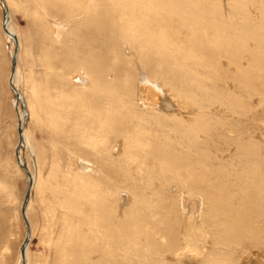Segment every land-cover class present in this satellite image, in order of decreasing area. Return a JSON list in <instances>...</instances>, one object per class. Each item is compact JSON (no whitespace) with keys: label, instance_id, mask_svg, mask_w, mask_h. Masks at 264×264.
I'll return each mask as SVG.
<instances>
[{"label":"rangeland","instance_id":"rangeland-1","mask_svg":"<svg viewBox=\"0 0 264 264\" xmlns=\"http://www.w3.org/2000/svg\"><path fill=\"white\" fill-rule=\"evenodd\" d=\"M5 1L6 4L3 0H0V264H22L20 258L21 246L28 233V226L22 215V207L29 192L31 180L20 161L26 163L28 170L36 175L37 180L34 187L30 190V199L27 204V219L32 229L26 258L27 264H63L61 260L65 262L64 264H75L77 262V264H91L90 262L93 261L92 264H95V262L96 264H100L101 261L103 264H157L150 258V255L146 254L149 251H146V249H148V245H154V247L157 245L159 248V243H155L150 238H147V235L144 234V231L147 229L142 233L135 230V234L131 235L129 232V222L131 219L125 216L126 211L132 210L135 198L140 200L143 197L142 195H147L146 197H148L149 202L153 203L152 205L156 203L161 205L160 208L163 211L161 215L166 216L159 220H162L163 224L161 223L162 226L160 225V228L163 227L162 229H165L164 233L166 235L165 238L160 239L161 244L165 245L162 248L165 250L169 249L168 253H164L167 264H201L202 262V264H264V235H262L264 234V225L262 224L264 223V210L261 209L262 205L264 207V200L260 201L255 197L254 200L250 194V196H247L249 193L248 187L245 186L247 182L242 183L248 181L252 184L253 180H255L254 184L256 182L258 184L259 181H264V0H213V2L212 0H136L137 3L134 0H93L92 2L95 3H88V0L86 2L85 0H73V2L69 0L71 4L68 0ZM58 1H61V4ZM38 2H41V5ZM171 2H173V6ZM192 2L193 4L196 2L198 5H193L191 4ZM163 3L164 5L166 4L165 7ZM167 4L170 6L166 9L168 7ZM131 5L149 12L150 19L146 18L143 22L142 20L139 21V25H144V29L138 24L132 26L123 21L121 9L127 10V7ZM178 6H183L182 10ZM85 7L88 8L85 9ZM171 8L174 11L171 12ZM209 8L213 10H208ZM165 9L168 11L166 12ZM7 11L10 14L9 25L17 34L18 44L4 31L3 21ZM181 11H183V14ZM155 12L157 13L155 14ZM213 12L216 14L214 15ZM155 15L161 20L160 22L159 20L157 21L156 17L155 22L151 21V16ZM210 15L212 17H209ZM68 16L70 19H66L69 18ZM178 18H181L182 21H178ZM202 18L205 19L206 23ZM174 20L178 22H174ZM193 20L194 22H192ZM171 21L176 25L170 23L171 27L169 25ZM210 21L213 22L211 23ZM92 22H95V24ZM161 22L164 24L162 25ZM179 22L182 23L180 24ZM71 24L73 25L72 28L69 27ZM188 24H194V26L190 25L191 27L188 26V28ZM93 25L95 27H92ZM88 27L90 28L88 29ZM95 28L101 29L96 31L97 29ZM205 28L207 29L205 30ZM197 29L198 32L199 30L201 32L195 34ZM108 30L110 31L109 33L113 32V34H109ZM219 30L223 32V36ZM87 31L88 33H86ZM147 31H150L149 35ZM141 32L142 34H140ZM172 32L175 33L171 34ZM180 32V35H175ZM165 33L166 35H164ZM168 34L169 37H167ZM175 36H179V40L174 39ZM182 36L187 38L183 37L180 40ZM119 40L120 43L118 45ZM207 40L212 42H208ZM144 41L145 43L143 44ZM221 41L222 43H220ZM224 42H227V44ZM17 45L18 51L14 81L24 98L22 100L19 99L17 106L18 109L20 108L25 113L22 120L26 138L24 146L23 144H19V121L14 106L16 95L9 82L13 68V55H15ZM129 45H131L133 50ZM145 45L147 46L145 47ZM177 46L179 47L177 48ZM203 50L205 51L202 52ZM164 51L165 55L162 54ZM146 52L151 55H148ZM153 52L155 53L153 54ZM225 52H227V55L224 54ZM176 53L180 54L177 55ZM174 56L177 57L175 58ZM144 58H147L148 62ZM147 63L150 64L148 65ZM112 64L115 65V72L108 70ZM153 65L154 67H152ZM172 65L174 66L172 67ZM237 65L241 66L236 72ZM98 68H103L106 73L104 80L101 82L112 83L111 86L113 87L110 90L113 89L114 102H110L106 98L107 94L104 91H98V88L95 89V87L90 86L93 83V79L97 78ZM181 68L184 69L178 71ZM148 69L153 70V72L156 70L157 73L156 71L154 72L156 74L152 71L148 72ZM159 74L162 76L159 77ZM108 76L111 78L109 79ZM177 76L178 78L176 79ZM201 76L202 79H200ZM178 79L180 82H178ZM197 80L199 81L197 82ZM165 81H169L172 85L169 86V82L167 84ZM120 82L121 84L125 83V85L122 84V86ZM165 84L167 87H165ZM116 85L118 89L115 87ZM194 88L196 90L199 89L196 91ZM105 90L109 89L105 88ZM129 91L132 92L131 95L128 94ZM136 92L138 93L137 95H135ZM174 93H177L180 97L182 95L188 96L191 100H195L194 97H197L199 100H196L199 101V105L205 106L207 115L204 118L206 119L204 122L210 120V122L214 121L213 123H215L214 126L210 125L211 129L208 128L209 126L207 127L208 131L211 130L209 134H206L207 130L204 128V131L202 130L198 135L196 134L198 131L194 133L193 129H191L192 132L189 127H183L184 125L181 122H176V119L171 120V118H167L169 117L167 114H170V112L176 115L182 113L183 116H185V113L189 115L183 118L188 121L194 119L193 117H195L198 111L197 105L191 106L188 111L182 110L178 105V99L181 100V98ZM169 95L171 96L170 98L168 97ZM173 98L175 101L172 100ZM127 101H129L128 105L126 104ZM109 103L113 105L118 113L121 110L133 111V120L127 125L132 124L133 128L137 125H139V128H152V132L157 133L162 138L159 139L162 141V145L164 147L167 146V148L169 147V158L175 159L177 162L176 170L179 168V161L183 164L189 163L186 169L196 168L197 163L204 164L203 162H205L206 165L210 163L212 165L210 179L214 183L215 179H217V184L213 186V184L208 182L211 186L203 189L204 184L202 182L199 184V187L197 185L195 187V185H189L185 182H177L176 179L169 178L168 173H165L161 175L163 179L161 183L153 181L154 183L148 185L144 181L148 175H145L144 172L141 174L136 172L139 164L137 163L136 167V163L134 162L132 163L134 165L129 167L135 170L136 176L134 177L139 180L130 185V173L128 175V171L122 168L124 166L116 165L115 163L117 161L116 157L124 156L123 147L125 148V144L133 140V133H128L127 137L114 133V135L107 137L106 142H101L98 133L100 125L97 123L96 113L101 108L106 109ZM123 103L125 105H122ZM137 105H139V108ZM144 105L155 109L152 110L153 112H150ZM135 106L136 108H134ZM120 108L122 109L120 110ZM165 111L170 112L166 113ZM133 113L135 116H133ZM153 113H160L156 116L160 125L156 122V119L152 118L155 117L152 116ZM210 116L211 118H209ZM143 117H145L144 120ZM222 118L226 121L222 120ZM172 121L177 124L173 125ZM187 121V126H190ZM112 123L117 129L120 128L114 121ZM178 123H181V125L179 126ZM183 132L189 133L183 134ZM217 134L220 136L217 137ZM209 136H213L214 138L212 140L209 139V146L206 147L204 140L206 141V138ZM185 137H188V139ZM184 138L188 140L186 141L187 143ZM245 140L247 142H244ZM105 143L106 150L101 152L100 146ZM204 146L206 148L203 151ZM17 149L19 150L18 153ZM128 150L131 149L129 148ZM187 152H191L189 154L192 157ZM217 155L223 159L222 161L225 164L218 160ZM189 157L194 160L187 162ZM209 158L211 159L208 162ZM194 171L195 174L199 175V178L202 172H208L206 169L202 171L198 170V172L195 169ZM250 172L251 174L255 173L253 174L254 176ZM99 173L103 175L101 174L100 176ZM238 173H240L239 176ZM109 174L110 176H108ZM240 175L244 176V178H240ZM223 177L226 178L225 182L222 181ZM250 179L253 180L250 182ZM236 180H239V183ZM224 185L228 189L223 187ZM213 187H216V189ZM230 188L232 189L230 190ZM239 188L242 189L239 190ZM225 189L229 190V193ZM218 191L222 192L219 193ZM243 191L244 193H242ZM101 192H103L104 196H111L109 201L102 202L103 208L101 212L105 215L104 219H101L96 207V202H98L99 198L98 194ZM216 192L217 194H212ZM206 193L214 197L212 198L213 201L207 200ZM242 194H245L246 197L242 196ZM231 196L233 198L237 196L238 198L235 197L233 200ZM222 197L223 199L228 197L229 201L226 202L227 199L223 200ZM244 197L248 198L250 201L248 199L247 201L249 203L252 202L254 206L248 202L245 204L246 199L240 202L243 203L240 206L238 202L241 198L244 199ZM236 198L238 200H235ZM220 200L226 203H221L222 201ZM211 202H213L212 204L215 202L225 205L230 202L233 205L232 210H235L234 207L236 210L240 208L239 211L241 214L245 213L243 215H245L247 225L250 227L239 229L238 232L240 233L234 236L236 233L234 234L226 229L228 224H225L227 223L226 219H224L225 217L223 220V216L216 217L214 214L216 212H212L214 218H209L210 216L207 214H210V211L207 210L208 206L206 208V204L208 203L207 205H209ZM235 202L239 207L234 204ZM137 205L138 200L136 202ZM255 206H259L260 208H255ZM206 211L207 214L205 213ZM170 218L172 221L169 220ZM218 220L222 222H218ZM258 220H260V224ZM127 221L129 222L127 223ZM209 221H212V223L210 222L209 224ZM214 223H216V226ZM137 225H140V223ZM258 225H260V229L262 228L263 231L258 228ZM87 226L89 227L87 228ZM214 229L216 230L215 234L212 232ZM258 229L260 233L257 231ZM99 230H103L104 232ZM76 231H78V236ZM243 231L246 232L244 233ZM109 232L110 234H108ZM218 234L223 238L220 237L219 239ZM240 234H243V237H240L242 236ZM170 235L174 237L175 241ZM255 235L257 236L255 237ZM233 236L239 238V240L237 238L233 239ZM253 238H257L260 241L256 242ZM130 239L135 240L131 242ZM214 239H218L217 243H215ZM235 239L237 241H234ZM169 242H171L174 248L170 249ZM235 243L236 245L240 244L238 249L234 247ZM79 245L83 247L79 248ZM214 245H216V248H214ZM83 249L85 252L80 254L81 251H84ZM99 249L102 252H106L107 250V252L113 255L112 258L111 255L105 257L97 255ZM64 251H67L66 254ZM64 256L65 258L63 259L62 257ZM94 256L95 258H93ZM69 257L71 259H68ZM222 260L225 261L223 262Z\"/></svg>","mask_w":264,"mask_h":264},{"label":"bare ground","instance_id":"bare-ground-1","mask_svg":"<svg viewBox=\"0 0 264 264\" xmlns=\"http://www.w3.org/2000/svg\"><path fill=\"white\" fill-rule=\"evenodd\" d=\"M4 1V3L6 4V1L5 0H3ZM39 1V0H38ZM43 1V0H42ZM46 1V0H45ZM45 1H44V3H45ZM52 1H54V0H52ZM69 1V0H68ZM87 0H85V2H86ZM93 0H88V3L89 2H92ZM134 1H136V0H134ZM138 1V0H137ZM137 1H136V3H137ZM142 1V0H141ZM162 1V0H161ZM166 1V0H165ZM165 1H164V3H165ZM170 1V0H169ZM172 1V0H171ZM182 1H184V0H182ZM191 1H194V0H191ZM198 1V0H197ZM204 1V0H203ZM215 1V0H214ZM59 2V1H58ZM61 2V1H60ZM59 2V3H60ZM72 2H73V0H72ZM84 2V1H83ZM212 2H213V0H212ZM39 3V2H38ZM57 3V2H56ZM58 3V4H59ZM69 3H70V1H69ZM78 3V2H77ZM92 3H95V2H92ZM109 3V2H108ZM118 3V2H117ZM120 3V2H119ZM153 3V2H152ZM164 3H163V6L165 7V5H164ZM173 2H171V4H172ZM182 3V2H181ZM221 3V2H220ZM40 5H41V2L39 3ZM46 4V3H45ZM61 4V3H60ZM66 4V3H65ZM68 4V3H67ZM71 4V3H70ZM123 4V3H122ZM121 4V5H122ZM140 4V3H139ZM144 4V3H143ZM191 4H193V2L191 3ZM199 4H201V3H199ZM203 4V3H202ZM39 5V6H40ZM48 5H50V4H48ZM69 5V4H68ZM96 5V4H95ZM98 5V4H97ZM141 5V4H140ZM140 5H138V6H140ZM152 5H154V4H152ZM157 5V4H156ZM174 5H175V3H174ZM193 5H198V4H196V2H194V4ZM204 5V4H203ZM202 5V6H203ZM76 6V5H75ZM92 6V5H91ZM90 6V7H91ZM94 6V5H93ZM101 6V5H100ZM125 6V5H124ZM142 6V5H141ZM149 6V5H148ZM167 6H168V4H167ZM170 6V5H169ZM169 6L168 7H166V9L167 8H169ZM172 6H173V4H172ZM177 6V5H176ZM200 6V5H199ZM198 6V7H199ZM208 6H209V4H208ZM207 6V7H208ZM212 6V5H211ZM69 7V6H68ZM77 7H78V5H77ZM102 7V6H101ZM122 7V6H121ZM179 8H181V10H182V7L183 6H178ZM213 7V6H212ZM86 8H88V7H85V9ZM123 8H125V7H123ZM140 8V7H139ZM138 7H136V6H128L127 7V10L126 9H121V13H122V19H123V21L124 22H126V23H129V24H131L132 26L134 25V24H138L139 25V21L140 20H142V22H143V20H145L146 18H149L150 17V15H149V12L148 11H146L145 9H143V10H141V9H139ZM153 8H154V6H153ZM159 9H160V7H158ZM192 8H193V6H192ZM202 8V7H201ZM200 8V9H201ZM215 8V7H214ZM84 9V10H85ZM112 9H114V8H112ZM149 9V8H148ZM165 9V10H166ZM172 9V8H171ZM185 9V8H184ZM183 9V10H184ZM190 9V8H189ZM202 9H204V8H202ZM56 10V9H55ZM62 10V9H61ZM154 10V9H153ZM208 10H213V9H208ZM215 10V9H214ZM217 10H218V8H217ZM220 10V9H219ZM59 11V10H58ZM100 11V10H99ZM156 11H158V10H156ZM160 11V10H159ZM163 11V10H162ZM168 10H166V12H167ZM172 11H174V9H172L171 10V12ZM177 11V10H176ZM76 12H78V11H76ZM161 12V11H160ZM165 12V13H166ZM179 12V11H178ZM182 12V14H183V11H181ZM185 12V11H184ZM97 13V12H96ZM157 12H155V14H156ZM162 13H164V12H162ZM164 13V14H165ZM214 13V12H213ZM219 13V12H218ZM72 14V13H71ZM78 14H79V12H78ZM77 14V15H78ZM86 14V13H85ZM99 14V13H98ZM168 14V13H167ZM188 14V13H187ZM190 14H191V12H190ZM205 14V13H204ZM216 13H214V15H215ZM76 15V14H75ZM106 15H107V12H106ZM112 15V14H111ZM153 15V14H152ZM169 15H171V14H169ZM185 15V14H184ZM207 15H209V13H207ZM213 15V14H212ZM159 16V15H158ZM162 16V15H161ZM187 16V15H186ZM185 16V17H186ZM191 16V15H190ZM217 16V15H216ZM216 16H213V17H216ZM69 17V16H68ZM81 17V16H80ZM112 17V16H111ZM152 17V19H151V21H154L155 22V17L157 18V16L155 15V16H151ZM166 17V16H165ZM170 17H172V15L170 16ZM170 17H169V19H170ZM174 17H176L175 15H174ZM182 17V16H181ZM209 17H212L211 15L209 16ZM218 17V16H217ZM161 18H164V17H161ZM206 18H207V16H206ZM218 18H220V17H218ZM227 18V17H226ZM50 19V18H49ZM56 19V18H55ZM66 19H70V17L69 18H66ZM65 18H64V20H66ZM73 19V18H72ZM103 19V18H102ZM121 19V18H120ZM150 19V18H149ZM168 19V18H167ZM166 19V20H167ZM177 19V18H176ZM183 19H187V18H183ZM191 19V18H190ZM203 19V18H202ZM210 19V18H209ZM213 19V18H212ZM63 20V19H62ZM83 20V19H82ZM90 20V19H89ZM159 19L157 18V21H158ZM163 20V19H162ZM205 19H203V21H204ZM223 20V19H222ZM156 21V22H157ZM161 20H159V22H160ZM164 21V20H163ZM178 21H182V19L181 18H178ZM177 20H174V22H178ZM201 21V20H200ZM213 21H215V20H213ZM212 21V22H213ZM91 22V21H90ZM153 22V23H154ZM192 22H194V20L192 21ZM191 22V23H192ZM205 23H206V21H204ZM204 22H201V23H204ZM208 22V21H207ZM211 22V21H210ZM210 22H209V24H210ZM211 22V23H212ZM218 22V21H217ZM9 23H10V14H9V11H7L6 12V15H5V19H4V21H3V28H4V31L7 33V35L10 37V38H12V39H14V41L16 42V44H18V41H17V34L11 29V27H10V25H9ZM70 23V22H69ZM69 23H68V25H69ZM72 23V22H71ZM82 23V22H81ZM92 23H94L95 24V22H92ZM133 23V24H132ZM151 23V22H150ZM162 23V25L164 24L163 22H161ZM170 23H173L172 21L171 22H169V25H170ZM180 23V22H179ZM182 23V22H181ZM180 23V24H181ZM188 23V22H187ZM219 23V22H218ZM74 24V23H73ZM77 24V23H76ZM87 24V23H86ZM101 24V23H100ZM99 24V25H100ZM166 24V23H165ZM174 24V23H173ZM172 24V25H173ZM184 24V23H183ZM195 24V23H194ZM194 24L193 25H191V24H188L187 25V27L188 26H194ZM197 24V23H196ZM216 24V23H215ZM60 25V24H59ZM66 25V24H65ZM98 25V26H99ZM102 25V24H101ZM130 25V26H131ZM151 25V24H150ZM149 25V26H150ZM156 25H158V24H156ZM161 25V24H160ZM174 25H176V24H174ZM198 25V24H197ZM197 25H195V26H197ZM207 25V24H206ZM213 25V24H212ZM104 26V25H103ZM131 26V27H132ZM136 26V25H135ZM139 26H142V28H143V26L144 25H139ZM171 26V25H170ZM190 26V27H191ZM205 26V25H204ZM216 26H217V24H216ZM215 26V27H216ZM223 26V25H222ZM65 27V26H64ZM69 27H73V25L71 24V26H69ZM92 27H95L94 25L92 26ZM96 27H97V25H96ZM102 27V26H101ZM138 27V26H137ZM172 27V26H171ZM175 27V26H174ZM178 27H180V26H178ZM177 27V28H178ZM183 27V26H182ZM201 27H203V26H201ZM205 27H207V26H205ZM218 27H219V25H218ZM221 27V26H220ZM90 27H88V29H89ZM98 28V27H97ZM97 28H95V29H97ZM108 28V27H107ZM130 28V27H129ZM150 28V27H149ZM152 28V27H151ZM184 28V27H183ZM189 28V27H188ZM187 28V29H188ZM204 28V27H203ZM225 28V27H224ZM86 29V28H85ZM101 29V28H100ZM99 29V30H100ZM128 29V28H127ZM132 29H134V28H132ZM132 29H130V30H132ZM139 29V28H138ZM138 29H137V31H138ZM144 29V28H143ZM185 29V28H184ZM186 29V30H187ZM200 29V28H199ZM207 28H205V30H206ZM208 29H210L209 27H208ZM62 30V29H61ZM98 29L96 30V31H99ZM103 30V29H102ZM106 30V29H105ZM104 30V31H105ZM147 30H149V29H147ZM153 30V29H152ZM155 30V29H154ZM158 30V29H157ZM170 30V29H169ZM180 30V29H179ZM196 30V29H195ZM224 30V29H223ZM228 30V29H227ZM110 31H111V29H110ZM109 30H108V33L110 32ZM140 31H141V29H140ZM146 31V30H145ZM188 31H189V29H188ZM191 31V30H190ZM220 31V30H219ZM143 32V31H142ZM142 32L140 33V34H142ZM148 32V35H149V33H150V31H147ZM154 32V31H153ZM164 32V31H163ZM178 32V31H177ZM193 32H194V30H193ZM201 31L199 30V32H198V29H197V32H195V34L196 33H200ZM204 32V31H203ZM202 32V33H203ZM206 32V31H205ZM210 32V31H209ZM220 32H222V31H220ZM219 32V33H220ZM86 33H88V31L86 32ZM92 33V32H91ZM102 33V32H101ZM100 33V34H101ZM108 33L106 32V34L108 35ZM146 33V32H145ZM162 33V32H161ZM175 32H172L171 34H174ZM188 33V32H187ZM85 34V33H84ZM83 34V35H84ZM109 34H113V32L112 33H109ZM134 34V33H133ZM135 34H137V33H135ZM181 34V32L179 33V34H175V35H180ZM184 34V33H183ZM189 34V33H188ZM193 34V33H192ZM204 34V33H203ZM214 34V33H213ZM220 34H222V36H223V32L222 33H220ZM62 35V34H61ZM60 35V36H61ZM93 35H94V32H93ZM96 35V34H95ZM99 35V34H98ZM106 35V36H107ZM130 35V34H129ZM143 35H144V33H143ZM164 35H166V33L164 34ZM190 36H191V34H189ZM199 35V34H198ZM197 35V36H198ZM210 35H211V33H210ZM81 36H82V34H81ZM92 36V35H91ZM103 36V35H102ZM122 36V35H121ZM126 36V35H125ZM131 36V35H130ZM129 36V37H130ZM163 36V35H162ZM173 36V35H172ZM186 36V35H185ZM188 36V35H187ZM189 36V37H190ZM193 36V35H192ZM212 36V35H211ZM217 36V35H216ZM94 37V36H93ZM97 37V36H96ZM138 37V36H137ZM144 37V36H143ZM167 37H169V34H168V36ZM184 36H182V37H180V40H181V38H183ZM200 37V36H199ZM204 37V36H203ZM206 37V36H205ZM207 37H209V36H207ZM59 38V37H58ZM100 38H101V36H100ZM128 38V37H127ZM134 38H136V37H134ZM149 38V37H148ZM147 38V39H148ZM153 38H155V37H153ZM159 38V37H158ZM172 38H174V37H172ZM179 38V36H175V38L174 39H178ZM184 38H187V37H184ZM213 38V37H212ZM217 38V37H216ZM223 38V37H222ZM221 38V39H222ZM94 39V38H93ZM98 39H99V37H98ZM129 39V38H128ZM192 39H194V38H192ZM192 39H190V40H192ZM198 39V38H197ZM196 39V40H197ZM201 39V38H200ZM205 39H207V38H205ZM211 39V38H210ZM214 39V38H213ZM97 40V39H96ZM107 40V39H106ZM130 40H131V38H130ZM129 40V41H130ZM139 40V39H138ZM170 40V39H169ZM179 40V39H178ZM183 40V39H182ZM219 40V39H218ZM228 40V39H227ZM108 41V40H107ZM110 41H112V40H110ZM147 41V40H146ZM158 41V40H157ZM176 41V40H175ZM199 41V40H198ZM202 41V40H201ZM206 41V40H205ZM208 41V40H207ZM223 41V40H222ZM222 41L220 42V43H222ZM93 42H95V41H93ZM100 42V41H99ZM116 42H118V41H116ZM123 42H124V40H123ZM192 42V41H191ZM193 42H194V40H193ZM208 42H212V41H208ZM216 42V41H215ZM219 42V41H218ZM83 43V42H82ZM119 43H120V40H119V42H118V45H119ZM122 43V42H121ZM124 43H126V42H124ZM145 43V41L143 42V44ZM150 43H152V41H150ZM178 43H179V41H178ZM224 43H226L227 44V42H224ZM234 43V42H233ZM117 44V43H116ZM136 44H138V43H136ZM185 44V43H184ZM210 44V43H209ZM206 45H208V44H206ZM211 45H213V44H211ZM20 46V45H19ZM107 46V45H106ZM113 46V45H112ZM130 47H131V45H129ZM128 46V47H129ZM139 46V45H138ZM147 45H145V47H146ZM148 46H150V45H148ZM165 46V45H164ZM163 46V47H164ZM181 46H183V45H181ZM185 46V45H184ZM193 46V45H192ZM210 46V45H209ZM234 46V45H233ZM121 47V46H120ZM140 47V46H139ZM138 47V48H139ZM143 47V46H142ZM151 47V46H150ZM179 46H177V48H178ZM235 47V46H234ZM86 48V47H85ZM137 48V47H136ZM144 48V47H143ZM152 48V47H151ZM183 48V47H182ZM185 48V47H184ZM206 48V47H205ZM204 48V49H205ZM233 48V47H232ZM82 49H83V47H82ZM131 49H132V47H131ZM140 49V48H139ZM155 49H157V48H155ZM164 49V48H163ZM207 49V48H206ZM133 50V49H132ZM138 50V49H137ZM136 50V51H137ZM141 50V49H140ZM139 50V51H140ZM143 50V49H142ZM149 50V49H148ZM152 50V49H151ZM170 50V49H169ZM181 50V49H180ZM183 50V49H182ZM193 50V49H192ZM210 51H211V49H209ZM16 52H15V55H13V60H15L14 61V64H13V68H12V72H11V76H10V78H9V82H10V86L12 87V89H13V91H14V93H15V95H16V99H14V106H15V108H16V113L18 114V121H19V129L21 128L22 130H23V124H22V120L24 119V115H25V113L24 112H22L21 110H20V108L18 109V102H19V99H24L23 98V96H22V94H21V92L18 90V87L15 85V81H14V79H15V70H16V58H17V51H18V45H17V48H16V50H15ZM91 51V50H90ZM135 51V50H134ZM138 51V52H139ZM153 51V50H152ZM156 51V50H155ZM158 51V50H157ZM163 51V50H162ZM165 51H167V50H165ZM165 51L164 52H162V54H164L165 55ZM200 51H201V49H200ZM205 50H203L202 52H204ZM213 51H214V49H213ZM225 51V50H224ZM113 52V51H112ZM131 52V51H130ZM149 53H150V51H148ZM167 52H169V51H167ZM187 52V51H186ZM85 53V52H84ZM141 53H142V51H141ZM147 53V52H146ZM155 52H153V54H154ZM172 53V52H171ZM170 53V54H171ZM175 53V52H174ZM188 53V52H187ZM186 53V54H187ZM143 54V53H142ZM148 54V53H147ZM157 54H158V52H157ZM177 54V53H176ZM180 53H178L177 55H179ZM184 54V53H183ZM185 54V55H186ZM199 54V53H198ZM197 54V56H199ZM212 54V53H211ZM210 54V55H211ZM225 55H227V52H225L224 53ZM95 55H97V54H95ZM141 55V54H140ZM148 55H151V54H148ZM156 55V54H155ZM188 55V54H187ZM190 55V54H189ZM216 56H217V54H215ZM87 56V55H86ZM89 56V55H88ZM99 56V55H98ZM109 56V55H108ZM144 56V55H143ZM166 56H167V54H166ZM173 56V55H172ZM182 56V55H181ZM191 56V55H190ZM193 56V55H192ZM203 56V55H202ZM212 56L214 57V55L212 54ZM142 57V56H141ZM145 57V56H144ZM160 57V56H159ZM175 58L177 57V56H174ZM179 57V56H178ZM186 57V56H185ZM166 58V57H165ZM168 58H169V56H168ZM171 58V57H170ZM174 58V59H175ZM193 58H194V56H193ZM198 58V57H197ZM196 58V59H197ZM199 58H200V56H199ZM135 60H136V58H134ZM145 59V58H144ZM147 59V58H146ZM145 59V61L146 62H148L147 60ZM149 59V58H148ZM172 59V58H171ZM191 59V58H190ZM202 59V58H201ZM213 59V58H212ZM138 60V59H137ZM143 60V59H142ZM150 60V59H149ZM166 60H170V59H166ZM185 60V59H184ZM157 61V60H156ZM151 62V61H150ZM158 62V61H157ZM94 63V62H93ZM136 63V62H135ZM141 63V62H140ZM152 63V62H151ZM172 63V62H171ZM201 63V62H200ZM87 64H89V63H87ZM101 64V63H100ZM137 64V63H136ZM148 64V63H147ZM150 64V63H149ZM148 64V65H149ZM154 64V63H153ZM158 64V63H157ZM174 64V63H173ZM177 64V63H176ZM179 64V63H178ZM187 64V63H186ZM159 65V64H158ZM217 65V64H216ZM230 65V64H229ZM242 65V64H241ZM240 65V66H241ZM105 66V65H104ZM111 66V65H110ZM140 66V65H139ZM160 66H161V64H160ZM168 66H170V65H168ZM174 65H172V67H173ZM186 66V65H185ZM188 66V65H187ZM239 65H237V70H236V72L238 71V69H239V67H240ZM243 66V65H242ZM87 67V66H86ZM93 67H95V66H93ZM98 67V66H97ZM147 67V66H146ZM152 67H154V65L152 66ZM192 67H193V65H192ZM138 68V67H137ZM165 68V67H164ZM170 68V67H169ZM197 68V67H196ZM199 68H201V67H199ZM211 68V67H210ZM147 69V68H146ZM154 69V68H153ZM157 69V68H156ZM172 69V68H171ZM182 69H184V68H181L180 70H178V71H181ZM186 69V68H185ZM109 71H111V70H115V65H113L112 64V66H111V68H109L108 69ZM187 70V69H186ZM190 70V69H189ZM188 70V71H189ZM194 70H196V69H194ZM232 70V69H231ZM119 71V70H118ZM149 71H152L153 72V70H149L148 69V72ZM156 71V70H155ZM154 71V72H155ZM209 71V70H208ZM234 71V70H233ZM115 72V71H114ZM151 72V73H152ZM153 72V73H154ZM163 72V71H162ZM172 72V71H171ZM170 72V73H171ZM174 72H176L175 70H174ZM174 72H172V73H174ZM228 72V71H227ZM97 73H98V75H97V78H94L93 79V83H91L90 84V86H93V87H95V89H97L98 88V91L99 90H101V91H104L107 95V99H109L110 100V102H114V97H113V94H112V90H110L113 86H111V84L112 83H102L101 81L102 80H104V78H105V76L104 75H106V73H105V71H104V69L103 68H98L97 69ZM156 73H157V71H156ZM156 73H154V74H156ZM196 73V72H195ZM233 73V72H232ZM235 73V72H234ZM149 74V73H148ZM154 74H152V76L153 77H155L156 78V76L154 75ZM161 74H163V73H161ZM129 75V74H128ZM166 75H168V74H166ZM112 76V75H111ZM151 76V75H150ZM149 76V77H150ZM160 76H162V75H160L159 74V77ZM180 76V75H179ZM184 76V75H183ZM207 76V75H206ZM214 76H216V75H214ZM254 76V75H253ZM252 76V77H253ZM9 77V76H8ZM109 77V79L111 78L110 76H108ZM119 77V76H118ZM117 77V78H118ZM126 77V76H125ZM127 77H130V76H127ZM191 77V76H190ZM195 77V76H194ZM205 77V76H204ZM249 77H250V75H249ZM178 78V76L176 77V79ZM183 78V77H182ZM196 78V77H195ZM199 78V77H198ZM197 78V79H198ZM214 78V77H213ZM116 79V78H115ZM130 79V78H129ZM163 79H164V77H163ZM185 79V78H184ZM192 79V78H191ZM200 79H202V76L200 77ZM204 79V78H203ZM238 79H239V77H238ZM258 79H260V78H258ZM113 80H114V76H113ZM130 80H132V79H130ZM130 80H128V81H130ZM152 80V79H151ZM157 80V79H156ZM165 80V79H164ZM167 80V79H166ZM194 80V79H193ZM196 80V79H195ZM205 80V79H204ZM203 80V81H204ZM214 80V79H213ZM149 81V80H148ZM154 81V80H153ZM176 81V80H175ZM199 80H197V82H198ZM260 81V80H259ZM86 82V81H85ZM90 82V81H89ZM88 82V83H89ZM92 82V81H91ZM105 82V81H104ZM151 82V81H150ZM159 82H160V80H159ZM166 83L167 82H169V81H165ZM178 82H180L179 81V79H178ZM185 82V81H184ZM189 82V81H188ZM192 82V81H191ZM205 82V81H204ZM207 82V81H206ZM215 82V81H214ZM240 82V81H239ZM229 83V82H228ZM255 83V82H254ZM260 83H263V82H260ZM13 84V85H12ZM82 84H84V83H82ZM120 84H121V82H120ZM122 84H124L125 85V83H122ZM121 84V85H122ZM155 84V83H154ZM168 84V83H167ZM187 84V83H186ZM185 84V85H186ZM251 84V83H250ZM256 84V83H255ZM86 85V84H85ZM84 85V86H85ZM118 85V84H117ZM117 85L115 86L116 88H117ZM163 85V84H162ZM172 84H170V82H169V86H171ZM174 85V84H173ZM184 85V86H185ZM191 85V84H190ZM197 85V84H196ZM201 85H202V83H201ZM201 85H199V86H201ZM111 86V87H110ZM119 86V85H118ZM123 86V85H122ZM122 86H120V87H122ZM164 86V85H163ZM163 86H161V87H163ZM212 86V85H211ZM257 86V85H256ZM88 87V86H87ZM165 87H167V85L165 84ZM179 87V86H178ZM190 87V86H189ZM202 87V86H201ZM242 87V86H241ZM105 88H107V89H109V90H105ZM124 88H126V87H124ZM123 88V89H124ZM132 88V87H131ZM180 88V87H179ZM185 88H186V86H185ZM118 89V88H117ZM192 90H193V88H191ZM190 89V90H191ZM195 89V88H194ZM199 89V88H198ZM197 89V90H198ZM201 89V88H200ZM83 90V89H82ZM128 90V89H127ZM166 90H167V88H166ZM189 90V91H190ZM196 90V89H195ZM196 90V91H197ZM202 90V89H201ZM84 91V90H83ZM108 91V92H107ZM131 91V90H130ZM129 91V93L128 94H130L131 95V93L132 92H130ZM168 91V90H167ZM181 91V90H180ZM188 91V92H189ZM205 91V90H204ZM82 92V91H81ZM123 92V91H122ZM183 92V91H182ZM253 92V91H252ZM83 93V92H82ZM187 93V92H186ZM192 93V92H191ZM195 93V92H194ZM236 93H238V92H236ZM84 94V93H83ZM138 93L136 92V94L135 95H137ZM174 94H177V93H174ZM196 94V93H195ZM207 94V93H206ZM86 95H87V93H86ZM95 95V94H94ZM117 95V94H116ZM171 95H173V94H171ZM178 95V94H177ZM189 95V94H188ZM191 95V94H190ZM205 95V94H204ZM81 96V95H80ZM115 96V95H114ZM179 96V95H178ZM219 96V95H218ZM217 96V97H218ZM83 97V96H82ZM169 98L171 97L170 95L168 96ZM176 97V96H175ZM180 97V96H179ZM84 98V97H83ZM132 98V97H131ZM139 98V97H138ZM181 98V100H183V101H181L180 99H178V105H179V107L182 109V110H184V111H188V110H190V108H191V106H194V105H197L198 106V111H197V113L195 114V117H193L194 119H192V120H184V118L183 117H185V116H187V115H189V114H185L184 113V115L185 116H183V114L182 113H179V114H171V112H170V114H167V116H169V117H167V118H171V120L172 119H176V122H181L184 126L183 127H189L190 128V130L191 129H193V131H194V133L196 132V131H198V132H196V134H200V132L205 128L206 130H207V127L208 128H210L211 126L210 125H212V126H214V124L215 123H213V122H210V120L208 121L207 120V122H204V120H206V119H204L205 117H206V113H207V110H206V108H205V106L204 105H199V99L197 98V97H194L195 98V100H191L188 96H185V95H182V97H180ZM196 99H198V100H196ZM208 99V98H207ZM227 99H228V97H227ZM130 100V99H129ZM153 100H155V99H153ZM152 100V101H153ZM172 100H174V98L172 99ZM218 100V99H217ZM229 100V99H228ZM122 102H125L124 100H121ZM120 101V102H121ZM132 101H133V98H132ZM175 101V100H174ZM109 102V101H108ZM128 102L129 101H127L126 102V104L128 105ZM135 102V101H134ZM210 102V101H209ZM83 103V102H82ZM132 103V102H131ZM177 103V102H176ZM176 103H175V105H176ZM191 103V104H190ZM192 103H193V105H192ZM133 104V103H132ZM135 104V103H134ZM167 104V103H166ZM115 105V104H114ZM122 105H125V103H123ZM142 105V104H141ZM86 106V105H85ZM139 105H137V107H138ZM145 107H147L148 108V110H150V112L153 110V109H155V108H151V106L149 107L148 105H144ZM172 106H174V105H172ZM218 106V105H217ZM127 107V106H126ZM132 107V106H131ZM130 107V108H131ZM168 107V106H167ZM123 108V107H122ZM122 108H120V110L122 109ZM125 108V107H124ZM134 108H136V106L134 107ZM133 108V109H134ZM139 108V107H138ZM141 108V107H140ZM175 108V107H174ZM129 109V108H128ZM177 109H178V107H177ZM196 109V108H195ZM221 109H223V108H221ZM89 110V109H88ZM136 110H138V109H136ZM165 110V109H164ZM169 110V109H168ZM180 110V109H179ZM28 111V110H27ZM55 111V110H54ZM139 111V110H138ZM167 111V110H166ZM165 111V112H166ZM175 111V110H174ZM181 111V110H180ZM183 111V112H184ZM192 111V110H191ZM222 111V110H221ZM225 111V110H224ZM230 111V110H229ZM133 112V111H132ZM132 112H129V111H122L121 110V112L119 111V113H118V111H116L115 109H114V107H113V105H111V103H109V106L106 108V109H99L98 110V113H96V119H97V123L100 125L99 126V131H98V133H99V135H100V140H101V142H106L107 141V137L109 136V135H114V133H118V135L119 134H122V136H125V137H127V135H129L128 133H130V132H132L133 134H132V136H133V140H131L130 142H128V143H126L125 144V148L123 147V150H124V156H120V157H116V165H121V166H124V167H122L125 171H128L127 173H128V175H129V173H130V177H129V183H130V185H133L135 182H136V180H139L138 178H136V177H134V176H136L135 174H136V172H138L139 174H141L142 172H144L145 173V175L147 174L148 175V177H147V179L146 180H144L145 182H146V184H148V185H151L152 183H154L153 181H158V182H162V176L161 175H163V174H165V173H168V177L169 178H172V179H176V181L177 182H180V183H188L189 185H195V187H196V185H197V187H199V184H201V182L204 184L203 185V189H207V188H209L211 185L208 183V182H210L211 184H213V186H215V184H217V179H215V183L214 182H211V179H210V176H211V173H210V170H211V164L209 163H207V165H206V163L205 162H203L204 164H202V163H197L196 165V168H192V169H189V168H187L186 169V167H187V165L189 164H183L182 162H180L179 161V168H178V170H176L175 168L177 167L176 166V160L175 159H171V158H169V150H168V148H167V146H163L162 145V141H160L159 139H162V138H160V136L157 134V133H153L152 132V128H139V125H137V126H135L134 128L132 127V124L131 125H127L129 122H131L132 120H133V118H132ZM135 112V111H134ZM149 112V114H151ZM153 112V111H152ZM169 112H166V113H169ZM178 112V111H177ZM218 112V111H217ZM53 113V112H52ZM55 113V112H54ZM84 113V112H83ZM142 113V112H141ZM176 113V112H175ZM211 113V112H210ZM214 113V112H213ZM219 113V112H218ZM134 114V113H133ZM143 114V113H142ZM160 113H153V115L152 116H155V117H152V118H154V119H156V122H158L159 123V120L156 118V116H158ZM163 114V113H162ZM53 115V114H52ZM57 115V114H56ZM93 115V114H92ZM146 115H148L147 113H146ZM192 115V114H191ZM133 116H135V114L133 115ZM220 116V115H219ZM56 117V116H55ZM213 117V116H212ZM142 118V117H141ZM144 118L145 117H143V120H144ZM148 118V117H147ZM209 118H211V116L209 117ZM128 119V120H127ZM150 119V118H149ZM188 119V118H187ZM213 119H215V118H213ZM222 120H225V119H223L222 118ZM115 122V123H117L118 124V126L120 127L119 129H117L116 128V126H114L113 125V123L111 124V122ZM151 121V120H150ZM186 121H187V123L190 125V126H187V124H186ZM226 121V120H225ZM140 122V121H139ZM147 122V121H146ZM174 121H172V124L174 125L175 123H173ZM219 122H221V121H219ZM224 122V121H223ZM150 123V122H149ZM181 123L179 124V126L181 125ZM59 124V123H58ZM177 124V123H176ZM121 125V126H120ZM126 125H127V127H126ZM159 125H160V123H159ZM60 126V125H59ZM223 126V125H222ZM56 127H57V125H56ZM182 127V128H183ZM216 127H217V125H216ZM160 128V127H159ZM172 128H173V126H172ZM181 128V127H180ZM60 129V128H59ZM185 129V128H184ZM211 129V128H210ZM217 129V128H216ZM174 130V129H173ZM177 130V129H176ZM205 130V131H206ZM209 130V129H208ZM207 130V132H206V134H209V132L211 131H208ZM229 130V129H228ZM189 131V130H188ZM192 131V130H191ZM192 131V132H193ZM204 131V130H203ZM219 132V131H218ZM185 132H183V134H184ZM186 133H189V132H186ZM185 133V134H186ZM203 134V133H202ZM219 134V133H218ZM217 134V137L218 136H220V135H218ZM189 136V135H188ZM192 136V135H191ZM22 139L20 138V143L19 144H23V146H24V144L26 143V138H25V134H24V130L22 131ZM125 137H123V138H125ZM197 137V136H196ZM235 137V136H234ZM122 138V137H121ZM185 138H187L188 139V137H185ZM184 138V139H185ZM191 138H193V137H191ZM203 138V137H202ZM214 137L212 136V137H207L206 138V141L204 140V145L206 146V147H208L209 145V143H208V141H210V140H212ZM110 139V138H109ZM182 139V138H181ZM210 139V140H209ZM221 139V138H220ZM236 139H237V137H236ZM126 140V139H125ZM189 140H191V139H189ZM202 140V139H201ZM200 140V141H201ZM109 141V140H108ZM186 141H188V140H186L185 139V142ZM215 141V140H214ZM253 141V140H252ZM251 141V142H252ZM244 142H247L246 140L244 141ZM124 143V142H123ZM187 143V142H186ZM185 143V144H186ZM188 143H191V142H188ZM238 143V142H237ZM253 143V142H252ZM122 144V143H121ZM166 144V143H165ZM240 144V143H239ZM95 145V144H94ZM196 145V144H195ZM194 145V146H195ZM202 145V144H201ZM201 145H199L200 147H201ZM249 145V144H248ZM193 146V145H192ZM203 146V145H202ZM203 147V151H204V148H206V147ZM246 146V145H245ZM196 147V146H195ZM252 147V146H251ZM250 147V148H251ZM131 149V150H128V149ZM202 148V147H201ZM243 148V147H242ZM192 149V148H191ZM100 150H101V152H103V151H105L106 150V143L104 144V145H102V146H100ZM189 150V149H188ZM201 150V149H200ZM213 150H215V149H213ZM18 149H17V153H18ZM198 151H199V149H198ZM200 152V151H199ZM188 153V155H191V154H189V153H191V152H187ZM186 153V154H187ZM205 153H208V152H205ZM205 153H204V155H205ZM114 154V153H113ZM194 154V153H193ZM198 154V153H197ZM213 154V153H212ZM234 155V154H233ZM259 155V154H258ZM206 156V155H205ZM211 156V155H210ZM191 157H192V155H191ZM212 157V156H211ZM223 157V156H222ZM135 158V159H134ZM195 158V157H194ZM217 158H218V160L221 162L223 159L222 158H220V156L219 155H217ZM111 159H114V158H111ZM132 159V160H131ZM134 159V160H133ZM186 159V158H185ZM188 159V158H187ZM203 159V158H202ZM210 159L211 158H209L208 159V162L210 161ZM18 160H19V157H18ZM21 160V159H20ZM194 159H192V158H190L189 157V160L187 161V162H190V161H193ZM205 160V159H204ZM261 160V159H260ZM197 161H198V159H197ZM136 163L135 164V166L137 165V163L139 164L138 165V167H137V171L135 172V170H133L131 167H129V166H131V165H134V164H132V163ZM184 162V161H183ZM195 162V161H194ZM20 163H21V165L23 166V165H26V163H24V162H22V161H20ZM24 163V164H23ZM193 163V162H192ZM222 163H224V161H222ZM245 163V162H244ZM225 164V163H224ZM246 165V164H245ZM244 165V166H245ZM242 166V165H241ZM247 166V165H246ZM26 167H27V165H26ZM113 168H114V166H112ZM28 168V167H27ZM183 168H185V169H183ZM226 168V167H225ZM251 168V167H250ZM264 168V167H263ZM25 169V168H24ZM101 169V168H100ZM112 169V168H111ZM115 170H116V168H114ZM196 169V171L198 172V170H200V171H202V170H204V169H206V171H208V172H206V173H204V172H202V174H201V176H200V178H199V175H197V174H195V170ZM258 169V168H257ZM26 170V169H25ZM102 170V169H101ZM244 170V169H243ZM246 170V169H245ZM259 170H261L260 168H259ZM251 171V170H250ZM255 171V170H254ZM253 171V172H254ZM263 171V170H262ZM26 172L28 173H30V175H29V173H28V175H29V177H30V180H31V186H30V188H29V198H28V201H29V199H30V190L34 187V185L36 184V175H34V174H32L31 173V171L30 170H26ZM229 172V171H228ZM231 172V171H230ZM242 172V171H241ZM252 172V171H251ZM251 172H250V174H251ZM243 173V172H242ZM263 173V172H262ZM100 174V173H99ZM102 174V173H101ZM101 174H100V176H101ZM239 174L240 173H238V176H239ZM249 174V173H248ZM253 174H255V173H253ZM253 174H251V175H253ZM103 175V174H102ZM105 175V174H104ZM144 175V174H143ZM143 175H142V177H143ZM246 175V174H245ZM258 175V174H257ZM108 176H110V174L108 175ZM141 176V175H140ZM221 176V175H220ZM219 176V177H220ZM225 176V175H224ZM237 176V177H238ZM248 176V175H247ZM254 176V175H253ZM218 177V176H217ZM241 177H243L244 178V176H241L240 175V178ZM258 177H259V175H258ZM245 178H248V177H245ZM112 179V178H111ZM144 179V178H143ZM238 179H239V177H238ZM109 180H110V177H109ZM165 180V179H164ZM168 180H170V179H168ZM221 180V179H220ZM225 180H226V178H224L223 177V179H222V181H224L225 182ZM243 180V179H242ZM242 180H240L241 182H242ZM245 180V179H244ZM253 179H250V182L252 181ZM258 180V179H257ZM143 181V182H144ZM238 181V183H239V180H236V182ZM254 181L255 180H253V182H252V184L251 183H249L248 181H244V182H242V183H245V182H247V185L245 184V186H247L248 187V191H249V193H248V195L247 196H250V195H252L253 196V198L255 197V198H257V199H259L260 201H262V200H264V181H259V183L257 184V182L254 184ZM144 182V183H145ZM240 182V183H241ZM221 183V182H220ZM235 183V182H234ZM238 183H236L237 185H238ZM249 183V184H248ZM229 184V183H228ZM184 185V184H183ZM182 185V186H183ZM222 185V184H221ZM225 185H227V184H225ZM225 185L223 186V187H225ZM244 185V184H243ZM202 186V185H201ZM221 187V186H220ZM228 187H229V185H228ZM241 187V186H240ZM246 187V188H247ZM213 188H215L216 189V187H213ZM225 188H227V187H225ZM96 189V188H95ZM202 189V190H203ZM228 189V188H227ZM227 189H225V190H227ZM232 188H230V190H231ZM236 189V188H235ZM240 189H242V188H239V190ZM97 190H98V188H97ZM145 190V189H144ZM195 190V189H194ZM198 190V189H197ZM196 190V191H197ZM237 190H238V188H237ZM99 191V190H98ZM97 191V192H98ZM198 191H200V190H198ZM197 191V192H198ZM211 191H212V189H211ZM210 191V192H211ZM215 191H217V190H215ZM88 192V191H87ZM100 192V191H99ZM107 192V191H106ZM205 192H207V190H205ZM219 193H221L222 191H218ZM227 192L229 193V190H227ZM231 192V191H230ZM233 192V191H232ZM242 193H244V191L242 192ZM88 194V193H87ZM105 194V193H104ZM109 194H111V193H109ZM165 194V193H164ZM203 194V193H202ZM212 194H217V192L216 193H212ZM231 194V193H230ZM237 194V193H236ZM250 194V195H249ZM108 195V194H107ZM210 194L209 193H206V196H207V200H212L213 201V199L212 198H214V197H212L211 195L209 196ZM235 195V194H234ZM143 197H141L140 198V200L139 199H136L135 198V204H134V206L132 207V210H128V211H126L125 212V216H126V218H128V217H130V222L129 221H127V223L129 222V232H130V234L131 235H134L135 234V230H137L139 233H142L145 229H147V230H145L144 231V234L145 235H147V238H150L152 241H154L155 243L157 242V243H159V245H160V247L158 248V246L157 245H155V247H154V245H148V249H146V251H148L147 253H146V251H145V253L146 254H148V255H150V258L152 259V260H154L157 264H159V263H161V264H167L166 262H165V257H164V253L166 254V253H168L167 251H169V249H167V250H165V249H163L164 247H165V245H163V244H161V241H160V239L161 238H165L166 237V235H165V233H164V231H165V229H162V228H160V225L162 226V220L160 221L159 219L160 218H165L166 216H162L161 215V213L163 212L162 211V209L160 208L161 207V205H158V203H156V204H154V205H152L153 203H151V202H149L148 201V197H146L147 195H142ZM162 196H164V195H162ZM184 196V195H183ZM203 196H205L204 194H203ZM228 196V195H227ZM242 196H245V194H242ZM242 196H240V197H242ZM98 202H96V207H97V211L100 213V217H101V219H104V217H105V215H104V213H102L101 211H102V208H103V204H102V202L104 201H109L110 200V197H107V196H104L103 195V192H101V193H99L98 194ZM112 197H113V195H112ZM235 197H237V196H235ZM234 197V198H235ZM246 197V196H245ZM244 197V199H242L241 198V200H239V205L240 206H242L243 205V203H240V202H243V201H245V198ZM155 198V197H154ZM157 198V197H156ZM184 198V197H183ZM231 198H233L232 196H231ZM234 198H233V200H234ZM238 198V197H237ZM235 199V200H238V199ZM255 198H254V200H255ZM100 199V200H99ZM105 199V200H104ZM222 199H223V197H222ZM225 199H227L226 200V202L227 201H229L228 199V197L227 198H225ZM225 199H223V200H225ZM248 199V198H247ZM247 199H246V202H245V204L248 202L247 201ZM94 200V199H93ZM137 200H138V205L136 206V202H137ZM233 200H230V201H232V202H234ZM249 200V199H248ZM28 201H27V204H28ZM95 201V200H94ZM127 201V200H126ZM130 201V200H129ZM206 201V200H205ZM220 201H222V200H220ZM250 201V200H249ZM181 202V201H180ZM206 202H208V201H206ZM210 202V201H209ZM225 201H222L221 203H226ZM257 202V201H256ZM213 202H211L209 205H207L206 204V208H207V206H208V208H207V210H209L210 211V214H207V211L205 212L207 215H209L210 217L209 218H211V219H213L214 218V214H215V216L216 217H219V216H223L222 217V219L224 218V219H226V221H227V223H225L226 225H227V228L226 229H228L230 232H232V233H236L234 236H237L238 235V233H240V232H238L239 231V229H241V228H246V227H250L249 225H247V219L244 217L245 215H243V214H245V213H242L241 214V212L239 211V209L238 210H236V208L234 207V209L235 210H232L233 209V205H232V203H227V205H225V204H217V203H215L214 202V204H212ZM249 203V202H248ZM252 203V202H251ZM251 203H249V204H251ZM236 206L238 205V204H236V202L234 203ZM254 204H256L255 202H254ZM87 205V204H86ZM91 205H93V204H91ZM239 205H238V207H239ZM257 205V204H256ZM262 205V204H261ZM154 206V207H153ZM247 206H248V204H247ZM251 206V205H250ZM252 206H254L253 205V203H252ZM181 207V206H180ZM245 207H246V205H245ZM257 206H255V208H256ZM259 207V206H258ZM257 207V208H258ZM263 207V205L261 206V209H263L264 210V207ZM107 208V207H106ZM244 208V207H243ZM260 208V207H259ZM258 208V209H259ZM110 209V208H109ZM106 210V209H105ZM209 211H208V213H209ZM228 211V213H226ZM212 212H216V213H212ZM122 213V212H121ZM117 214V213H116ZM22 215H23V212H22ZM124 215V214H123ZM118 216H120V215H118ZM264 216V215H263ZM25 217H26V219H27V205H26V208H25ZM108 217V216H107ZM254 217H256V216H254ZM259 217H260V215H259ZM23 218H24V216H23ZM94 218V217H93ZM208 218V219H209ZM249 218H250V215H249ZM258 218V217H257ZM262 218V217H261ZM26 219H24L25 220V222H26V224H27V226H28V233H27V236H26V238H28L29 237V241H30V239H31V235H32V229H31V225H30V222L28 221V219H27V221H26ZM90 219H92V218H90ZM119 219V218H118ZM206 219H207V216H206ZM223 219V220H224ZM253 219V218H252ZM170 221H172V219L170 218L169 219ZM264 220V219H263ZM112 221V220H111ZM259 222V224H260V220H258ZM118 222V221H117ZM210 222L212 223V221H209V224H210ZM215 222H216V220H215ZM218 222H222L221 220H218ZM218 222H217V225H218ZM251 222V221H250ZM263 222V221H262ZM82 223H83V221H82ZM138 223H140V225H137ZM162 223V224H161ZM208 223V222H207ZM206 223V224H207ZM87 224H89V223H87ZM109 224V223H108ZM165 224V223H164ZM215 224V226H216V223H214ZM253 224H254V222H253ZM263 225H264V223H262ZM91 225V224H90ZM89 225V226H90ZM107 225V224H106ZM113 225V224H112ZM111 225V226H112ZM114 225H115V223H114ZM126 225V224H125ZM137 225V226H136ZM89 226H87V228L89 227ZM102 226V225H101ZM104 226H105V224H104ZM152 226V227H151ZM168 226V225H167ZM94 227H95V225H94ZM117 227V226H116ZM212 228V227H211ZM218 228H220V227H218ZM231 228V229H230ZM258 228L260 229V225H258ZM105 229V228H104ZM103 229V230H104ZM253 229V228H252ZM259 229L257 230L259 233H260V231H259ZM102 230V231H103ZM105 230H108V229H105ZM186 230V229H185ZM218 230V229H217ZM255 231H256V229H254ZM260 230H262V228L260 229ZM99 231H101V230H99ZM101 231V232H102ZM109 231V230H108ZM212 231V230H211ZM210 231V232H211ZM224 231V230H223ZM242 231V230H241ZM263 231V230H262ZM261 231V232H262ZM78 231H76V233H77ZM104 232V231H103ZM128 232V233H129ZM213 233L214 232H216V230L214 229V231H212ZM211 232V233H212ZM244 233L246 232V231H243ZM248 232V231H247ZM258 232H257V234H258ZM74 233V232H73ZM119 233V232H118ZM186 233V232H185ZM184 233V234H185ZM209 233V232H208ZM210 233V234H211ZM220 233H221V231H220ZM223 233V232H222ZM256 233V232H255ZM72 234V233H71ZM108 234H110V232L108 233ZM215 234V233H214ZM217 234V233H216ZM229 234V233H228ZM248 234H250V233H248ZM248 234H246V235H248ZM158 235H159V237H158ZM212 235V234H211ZM232 235V234H231ZM240 235H242V236H240ZM239 236L240 237H243V234H240ZM251 235V234H250ZM262 235H264V234H262ZM77 236H78V233H77ZM108 236V235H107ZM112 236V235H111ZM226 236H227V234H226ZM230 236V235H229ZM233 236V239L234 238H237V237H234ZM249 236V235H248ZM254 236V235H253ZM257 235H255V237H256ZM170 237L171 238H173V240L175 241V239H174V237H172L171 235H170ZM213 237V236H212ZM217 237V236H216ZM218 237H219V239H220V237H222V236H220V234H218ZM217 237V238H218ZM259 237H260V235H259ZM264 237V236H263ZM74 238H76V237H74ZM104 238V237H103ZM109 238V237H108ZM107 238V239H108ZM182 238V237H181ZM223 238V237H222ZM228 238V237H227ZM227 238H224V239H227ZM246 238H247V236H246ZM262 238V237H261ZM238 240H239V238H237ZM254 239V238H253ZM26 240V239H25ZM135 239H130V241L132 242V241H134ZM169 240V239H168ZM218 240V239H217ZM217 240H215L214 239V241H215V243H217ZM228 240H229V238H228ZM227 240V241H228ZM246 240V239H245ZM262 240H263V238H262ZM71 241V240H70ZM178 241H179V239H178ZM222 241V240H221ZM234 241H237L236 239L234 240ZM233 241V242H234ZM249 241H251V239H249ZM254 241H260L259 239H254ZM73 242H76V241H73ZM87 242V241H86ZM104 242V241H103ZM164 242V241H163ZM218 243H219V241H218ZM225 243H226V241H225ZM239 243V242H238ZM244 243V242H243ZM264 243V242H263ZM71 244V243H70ZM81 244V243H80ZM90 244V243H89ZM102 244V243H101ZM214 244V243H213ZM220 244H221V242H220ZM219 244V245H220ZM222 244H224V243H222ZM242 244V243H241ZM261 244H262V242H261ZM260 244V245H261ZM28 245H29V242H28V244H27V246H26V250H25V256H24V258H23V255H22V252H21V255H20V258H21V262H22V264H27L26 263V258H27V254H28ZM169 245H170V249H172V248H174V246L171 244V242H169ZM238 245V244H237ZM236 245V243H235V248L237 247V249H238V247H240L239 245L237 246ZM251 245H252V243H251ZM74 246V245H73ZM80 247L79 248H82L81 247V245H79ZM190 246V245H189ZM109 247V246H108ZM154 247V248H153ZM163 247V248H162ZM168 247V246H167ZM178 247V246H177ZM218 247V246H217ZM222 247V246H221ZM106 248V247H105ZM162 248V249H161ZM214 248H216V245H214ZM225 248H226V245H225ZM253 248V247H252ZM255 248V247H254ZM94 249V248H93ZM111 249V248H110ZM153 249V250H152ZM180 249V248H179ZM218 249H219V247H218ZM236 249V250H237ZM262 249V248H261ZM63 250H65V249H63ZM70 250V249H69ZM84 250V249H83ZM106 250V249H105ZM114 250H116V251H118L117 249H114ZM259 250V249H258ZM171 251V250H170ZM196 251V250H195ZM239 251H240V249H239ZM65 252V251H64ZM67 252V251H66ZM66 252H65V254H66ZM82 252H85V250L84 251H81L80 252V254H82ZM153 252V253H152ZM213 252V251H212ZM211 252V253H212ZM220 252H222V251H220ZM236 252V251H235ZM254 252V251H253ZM259 252H261V251H259ZM264 252V251H263ZM199 253V252H198ZM228 253V252H227ZM229 254V253H228ZM97 255H99V256H109V255H111L109 252H107V250H106V252H102L100 249L98 250V254ZM199 255V254H198ZM227 255V254H226ZM60 256V255H59ZM67 256V255H66ZM85 256H86V254H85ZM87 256H89V255H87ZM96 256V255H95ZM95 256L93 257V258H95ZM112 256L113 255H111V258H112ZM207 256V255H206ZM223 256V255H222ZM83 257H84V255H83ZM97 257V256H96ZM145 257H147V255H145ZM197 257V256H196ZM228 257V256H227ZM63 259L65 258V256L64 257H62ZM87 258V257H86ZM110 258V257H109ZM224 258V257H223ZM229 258V257H228ZM59 259V258H58ZM68 259H71L70 257L68 258ZM88 259V258H87ZM91 259V258H90ZM232 259V258H231ZM230 259V260H231ZM73 260V259H72ZM113 260V259H112ZM67 261V260H66ZM92 261V260H91ZM223 261V260H222ZM225 261V260H224ZM223 261V262H224ZM77 262V261H76ZM82 262V261H81ZM80 262V263H81ZM88 262V261H87ZM94 262V261H93ZM93 262H90L91 264L93 263ZM107 262V261H106ZM163 262V263H162ZM57 263V262H56ZM60 263V262H59ZM61 263H65V262H62V260H61ZM78 263V262H77ZM77 263H75V264H77ZM101 263L103 264V262L101 261ZM100 263V264H101ZM110 263V262H109ZM203 263V262H202ZM201 263V264H202ZM69 264H73V263H69ZM89 264V263H88ZM95 264H96V262H95ZM98 264V263H97ZM107 264V263H106ZM169 264H173V263H169ZM232 264H234V263H232Z\"/></svg>","mask_w":264,"mask_h":264},{"label":"water","instance_id":"water-1","mask_svg":"<svg viewBox=\"0 0 264 264\" xmlns=\"http://www.w3.org/2000/svg\"><path fill=\"white\" fill-rule=\"evenodd\" d=\"M14 61L15 60H13V64H14ZM19 132H20V138L22 139V129L21 128L19 129ZM23 167L28 171V168L26 167V165H23ZM29 175H30V173H29ZM28 198H29V192H28V194L26 196V200L23 203V207H22V212H23L24 219H26V217H25V208H26V205H27ZM26 221H27V219H26ZM28 242H29V237L26 238V240L24 241L23 245L21 246V252H22L23 258L25 256V250H26V246H27Z\"/></svg>","mask_w":264,"mask_h":264}]
</instances>
